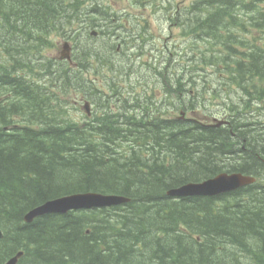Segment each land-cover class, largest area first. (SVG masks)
I'll list each match as a JSON object with an SVG mask.
<instances>
[{"label":"trees","instance_id":"obj_1","mask_svg":"<svg viewBox=\"0 0 264 264\" xmlns=\"http://www.w3.org/2000/svg\"><path fill=\"white\" fill-rule=\"evenodd\" d=\"M132 1L143 8L154 4ZM84 2L0 0V93L9 95L0 101V264L19 250L24 255L17 264H264L262 181L213 198L166 194L224 171L264 177V126L252 125L245 113L251 99L264 100V0H193L182 9L161 0L153 7L162 9L169 23L180 18L184 42L192 47L181 76L198 60L201 74L212 69V75H222L217 80L226 90L236 86L242 95L227 104L232 115L223 118L230 124L219 128L161 115L164 106L173 112L181 103L186 113H194L198 95L192 92L186 102L188 92L170 73L155 79H162L164 100L154 90L151 102L144 93L137 95L124 102L122 115L105 112L95 124L68 118L61 99L66 89H86L85 95L99 102L101 89L121 98L120 89L130 88L113 77L90 85L81 79L82 68L101 62L109 49L92 52L76 38L77 73L62 67L58 76L53 65L30 60V52L41 53L49 33L68 29L72 34L84 26ZM252 32L263 37L248 41ZM169 49L162 46L158 56ZM155 58L154 72L162 67ZM130 64V71L137 68L133 60ZM172 92L181 99L171 98ZM129 105L140 110L136 118L127 117ZM105 121L115 125L107 127ZM86 192L121 195L130 202L23 222L37 205Z\"/></svg>","mask_w":264,"mask_h":264},{"label":"rangeland","instance_id":"obj_2","mask_svg":"<svg viewBox=\"0 0 264 264\" xmlns=\"http://www.w3.org/2000/svg\"><path fill=\"white\" fill-rule=\"evenodd\" d=\"M107 1H109L108 3L109 5L112 4L113 6H116L115 7L116 11H121V12L128 11L127 13L134 14V17H136L135 15H137L138 17L136 18L140 19V21L146 22V25H147L146 29H147V32H149L148 37H151L150 38L151 43L154 44L156 48H159V45L163 46L165 43L169 44L168 46H170V49L168 50L167 55L165 54L164 56H162V58H160L161 56L160 57L155 56L156 57L155 59H157L156 60L157 67H159L162 64L161 65L163 66L162 71L163 70L165 71V76L166 74L170 73L169 75H174L173 76L174 78L179 77L178 81L182 82V86L188 92L184 95L186 102L189 103L190 99H188V97L189 95L194 94L192 92H195L198 94L193 97L194 99L193 102L195 106H193L192 111H194V114L193 113L192 114L182 113L184 112L183 110L184 108L181 103L180 107H178L173 112H170L171 110L169 111L168 109L169 105L167 107L165 106L166 108L164 107V110L162 111L161 115H163L164 117H175V118L177 117L181 118V116L183 115L185 116V118H190L186 120L197 122V123L201 122L200 117L202 115L203 116L216 115L219 119H222L224 115H227V116L232 115V111L228 109L227 104L231 106L235 102L237 103L238 100L241 99L242 95L239 94V90L236 86H230L226 90L224 83H220L217 80L218 78H222V75L221 76L217 74L212 75V72H211L212 69H207L206 72L201 74L199 72L200 70V66H198L199 62L198 60H196V63L198 64L194 65L195 66L194 70L191 72H187L185 75L181 76L180 72L184 73L183 68L187 64L186 62H188L187 61L188 57L186 56L188 53H191L192 47H187L184 40H182L183 36H182V32H181V29L178 23L180 21L179 20L180 18H173L172 22L170 23L171 25L169 26V29H168L169 22H166V19L162 20V17H161L162 25L164 26V31H163V34H160L159 26L157 23L160 22L159 16H161L163 12L157 11V15H155L156 19H154L153 18V9H154L153 7L156 4H160L161 0H153L154 4L151 8L138 7V5H135V2L131 0H107ZM168 1H170L171 5L173 4V7L177 6L179 8H182L184 4L190 3L192 0H164L165 3H167ZM83 4L86 6L87 3L84 2ZM164 6L166 7L167 5H164ZM86 15L90 16L91 14H86ZM175 15H177V13H175ZM97 21L100 22V20H97ZM96 30L99 32V30L101 29H91V31H95V32ZM103 31L106 33L107 29H104ZM262 34L263 33L261 32L260 33L252 32L251 34H248L245 38L248 41H251L250 39H253V37H255V40L259 41V39H261V37L264 36V34L263 36H261ZM37 36H39V34ZM88 36H89L88 40H84L82 37H79L78 39V43L82 47H84V49L91 50L92 52H99L101 50H98L97 48H102V47L103 48L106 47L107 49H109L106 51L102 50L104 51L102 52V56L104 58L101 62L93 61V62L87 63L86 67L82 68L81 79L86 81L89 85L91 84V82H95L94 84H96L97 82H101L98 80L100 79L101 75L103 76L110 75V69H108L105 66L108 64L106 62V60H108L114 63V65L116 66L114 70H115V73H117V75H114V76L117 77L119 81H121L120 84L125 83V85L128 84L130 86V88L126 87V89L125 88L120 89L122 96L126 97L127 95L130 96V95H134V93L136 94L139 92L142 94L145 89L142 87L141 83L138 84V81H142V80L144 81V85L147 88L146 93L149 94L148 95L149 97L152 96V92L154 91L153 90L154 88L159 89L157 85H159L158 83L160 82L152 80L154 79V74L156 73V71L154 73L153 67H150L151 61L149 62V64H147V61L150 56L149 51L147 50H146L147 52L144 51L145 47L141 45L142 43L140 44L139 42L140 40H138L137 42H134L133 46L130 48V47H127L126 45L125 46L122 45L118 47L116 44H113L112 46L110 43L111 40L108 37L109 34L107 35L101 34L99 38H97V36H92L90 34ZM120 40L121 42H127V44L129 43L132 44L130 37L125 36V34L121 35ZM62 44H63L62 34L60 33V31H54V32L49 33L48 37H46L45 43L41 47L42 52L40 53L41 57L39 58H42V63L48 64V65L50 64L49 61L45 59L47 57L52 60L58 59L61 54ZM37 51L38 50H34V52H37ZM155 53H156V50H155ZM194 55L197 56V54H194ZM177 57L179 58L180 61L174 60V58H177ZM132 60L134 61V64L137 66V68L132 69V71H130L128 69V65L132 62ZM158 60L160 61L158 62ZM184 60L185 62H181ZM152 62H154V60ZM97 63H100V64L97 65ZM144 63L147 64L146 67L148 71H144V67H139V64L143 65ZM131 66L132 64H130L129 67ZM148 66L150 67L151 71H149ZM191 68L193 69V67H190V69ZM55 70H58V69L55 68ZM127 70H129V72ZM135 72H138V74ZM128 74H129V78L126 79V75ZM221 85H222V89H221ZM258 85L261 88H263V85L260 82L258 83ZM100 86H101V83H100ZM66 90H67V93L66 95L63 96L64 97L63 102L66 106L68 105L71 106V104L75 100H77V97L82 100L84 98V92L86 91V89L81 90L80 88L75 89V90L74 89H71V90L66 89ZM225 92H226V95L224 94ZM171 98H174V100L176 101L177 99H181V95L178 93L172 92ZM254 100L255 98L249 101L251 106L249 107L247 111H245V113L248 115V118H258V121L260 122L259 124L261 123L264 124V100L256 101V103H258V107L257 105H254V102H255ZM76 104H78L76 105V108L65 107V110H64L65 115L68 118L74 120L76 124H81L80 122L89 121L87 120V118H85L84 111L82 110L83 108L82 105H84L83 102H81L80 104L77 102ZM239 110L243 111V108L239 107ZM226 119L229 120V118H226ZM222 120H225V118ZM209 122H211V120ZM241 122H245V121H241ZM254 131H256V128L251 132H254Z\"/></svg>","mask_w":264,"mask_h":264},{"label":"water","instance_id":"obj_3","mask_svg":"<svg viewBox=\"0 0 264 264\" xmlns=\"http://www.w3.org/2000/svg\"><path fill=\"white\" fill-rule=\"evenodd\" d=\"M68 48L64 46L62 58H65ZM66 53V54H64ZM254 178L244 176L240 173L225 174L221 173L213 178L199 182L187 183L179 188L170 190L168 195L171 197L188 196H217L220 194L232 192L240 187L252 184ZM129 200L118 196H105L96 193L73 194L56 199L49 200L44 204L35 207L24 216V221L29 223L36 217L48 214H65L71 210H90L121 205ZM1 237V235H0ZM21 253L9 260L7 264H15Z\"/></svg>","mask_w":264,"mask_h":264},{"label":"flooded vegetation","instance_id":"obj_4","mask_svg":"<svg viewBox=\"0 0 264 264\" xmlns=\"http://www.w3.org/2000/svg\"><path fill=\"white\" fill-rule=\"evenodd\" d=\"M116 32L118 33V31H116ZM100 34H103V35H107V34H109L108 37H109L110 39L114 37L115 40H119V39L121 38V35H124V34H120V35H118V34L115 33L116 35L114 34V35H115V36H114L113 33H111L110 31H107L106 33H105L104 31H101ZM111 35H112V36H111ZM113 43H114V41H113ZM133 43H134V42H133ZM133 43H132V44H130V43L127 44V42H117L116 45H117L118 47H120V46H122V45H124V46L126 45L127 47H130V48H131V47L133 46ZM111 45H112V42H111Z\"/></svg>","mask_w":264,"mask_h":264},{"label":"bare ground","instance_id":"obj_5","mask_svg":"<svg viewBox=\"0 0 264 264\" xmlns=\"http://www.w3.org/2000/svg\"><path fill=\"white\" fill-rule=\"evenodd\" d=\"M196 21V20H195ZM258 31V30H257ZM136 105H138V104H136ZM140 106V105H139ZM141 107V106H140ZM143 107V106H142ZM3 113V112H2ZM242 124H244V125H251V124H248V122H241ZM243 126V125H242ZM252 126V125H251ZM252 130L251 131H253L254 129L253 128H251ZM4 130L5 131H7L5 128H4ZM155 151V150H154ZM126 157V156H125ZM75 194H79V193H75ZM155 205V204H154ZM86 211H88V210H86ZM27 213V212H26ZM25 213V214H26ZM68 213V212H67ZM66 214V213H65ZM15 257V255L13 256V257H11L9 260H11L12 258H14Z\"/></svg>","mask_w":264,"mask_h":264}]
</instances>
